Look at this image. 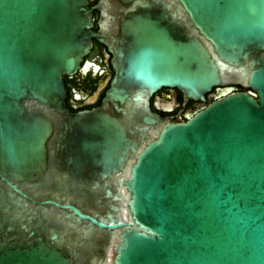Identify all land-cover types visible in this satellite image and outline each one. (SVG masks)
Listing matches in <instances>:
<instances>
[{
  "label": "water",
  "instance_id": "95a60500",
  "mask_svg": "<svg viewBox=\"0 0 264 264\" xmlns=\"http://www.w3.org/2000/svg\"><path fill=\"white\" fill-rule=\"evenodd\" d=\"M0 264H264V0H0Z\"/></svg>",
  "mask_w": 264,
  "mask_h": 264
},
{
  "label": "flooded vegetation",
  "instance_id": "af4514ba",
  "mask_svg": "<svg viewBox=\"0 0 264 264\" xmlns=\"http://www.w3.org/2000/svg\"><path fill=\"white\" fill-rule=\"evenodd\" d=\"M93 0H89L91 2ZM98 11H94V23L97 18ZM109 52L105 46L94 40V45L91 53L85 57L83 69H80L71 78L76 82L68 90L66 99L67 106L71 110H77L81 107H90L98 103L103 89L108 86V80L113 73L111 62H109ZM232 91H249L240 85H231L224 87H215L211 92L206 94V100H212L220 97L225 92ZM181 92L176 88L163 87L159 89L151 99V107L157 112L172 113L180 106ZM204 106L195 100H189L183 106L179 115L181 118L187 119L188 115L195 113Z\"/></svg>",
  "mask_w": 264,
  "mask_h": 264
},
{
  "label": "trees",
  "instance_id": "16d2710c",
  "mask_svg": "<svg viewBox=\"0 0 264 264\" xmlns=\"http://www.w3.org/2000/svg\"><path fill=\"white\" fill-rule=\"evenodd\" d=\"M95 0H93V1H91L90 3H93ZM96 27H97V24H96V21H95V29H96ZM64 79H65V84H66V87H67V89L70 91V88H71V86L73 85V83H75L76 82V80L74 81L72 78H71V76H64ZM101 96H102V94H101ZM211 100H208V102H210ZM203 106H205L208 102H201V101H199ZM98 103H99V101H98ZM160 113H165V112H160ZM183 119H185V118H183Z\"/></svg>",
  "mask_w": 264,
  "mask_h": 264
}]
</instances>
